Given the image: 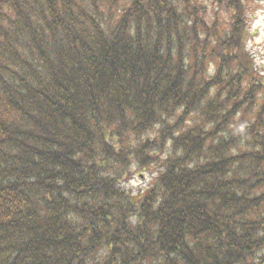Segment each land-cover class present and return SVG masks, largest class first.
Here are the masks:
<instances>
[{
  "label": "trees",
  "instance_id": "obj_1",
  "mask_svg": "<svg viewBox=\"0 0 264 264\" xmlns=\"http://www.w3.org/2000/svg\"><path fill=\"white\" fill-rule=\"evenodd\" d=\"M248 18L247 0H0V264H264Z\"/></svg>",
  "mask_w": 264,
  "mask_h": 264
},
{
  "label": "rangeland",
  "instance_id": "obj_2",
  "mask_svg": "<svg viewBox=\"0 0 264 264\" xmlns=\"http://www.w3.org/2000/svg\"><path fill=\"white\" fill-rule=\"evenodd\" d=\"M249 26H250V39L248 47L253 53L261 82L264 83V0H247ZM229 18V14L225 16ZM259 103L256 104L257 108L262 103L264 97V90L260 91ZM239 119L246 121L245 116L241 113L238 115ZM244 116V117H243ZM155 169L148 168L146 171H138L137 176L132 181L126 184V188L132 192L138 193L140 190L146 189L153 181L152 172ZM145 176V177H143ZM145 178V179H144ZM154 178V175H153Z\"/></svg>",
  "mask_w": 264,
  "mask_h": 264
}]
</instances>
